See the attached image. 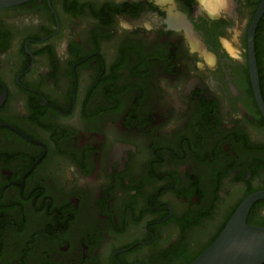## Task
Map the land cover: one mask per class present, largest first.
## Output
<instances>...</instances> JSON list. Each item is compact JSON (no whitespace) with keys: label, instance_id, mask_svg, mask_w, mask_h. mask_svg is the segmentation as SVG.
<instances>
[{"label":"flooded vegetation","instance_id":"obj_1","mask_svg":"<svg viewBox=\"0 0 264 264\" xmlns=\"http://www.w3.org/2000/svg\"><path fill=\"white\" fill-rule=\"evenodd\" d=\"M261 1L0 10V264H190L215 241L264 190L248 50ZM255 56L264 101V14ZM247 221L264 227V199Z\"/></svg>","mask_w":264,"mask_h":264},{"label":"water","instance_id":"obj_2","mask_svg":"<svg viewBox=\"0 0 264 264\" xmlns=\"http://www.w3.org/2000/svg\"><path fill=\"white\" fill-rule=\"evenodd\" d=\"M32 0H0V10L21 5ZM264 14V0L259 4L250 26L248 50L251 81L255 99L264 117L255 56V31ZM264 199V190L248 196L236 209L215 241L190 264H264V227L248 224L253 205Z\"/></svg>","mask_w":264,"mask_h":264},{"label":"rangeland","instance_id":"obj_3","mask_svg":"<svg viewBox=\"0 0 264 264\" xmlns=\"http://www.w3.org/2000/svg\"><path fill=\"white\" fill-rule=\"evenodd\" d=\"M118 44H119L118 42L113 41L112 44H111V49H114V47H116ZM84 91H86V90L82 89L81 92L83 93ZM235 112L237 113L236 110H235ZM83 119L84 118L82 117V113H81V110H80L79 113L74 117V120L78 123L79 130H80L81 134H84L86 140H88L87 137L88 136H91L90 134L92 133V130L89 129V128H87V125L86 124L80 122V121H84ZM168 123H169V121H168ZM108 125L112 127L111 130H109V131H114L115 132V129L116 128L118 129V127L120 126L119 119L118 118L114 119ZM108 137H109L110 142H113V141H115V139H119V138H121L120 140H124V141L127 140V141H130V142L131 141L134 142V139L133 138H130L128 136H124V137L122 136L121 137L119 135L109 134ZM133 142H131V143H133ZM87 178H88L87 179V185L89 186V188L92 189L95 193H97L98 191H100V186H99L100 175H98L95 178H92V177H87Z\"/></svg>","mask_w":264,"mask_h":264},{"label":"clouds","instance_id":"obj_4","mask_svg":"<svg viewBox=\"0 0 264 264\" xmlns=\"http://www.w3.org/2000/svg\"><path fill=\"white\" fill-rule=\"evenodd\" d=\"M222 2H223V7L226 9L227 8V0H222ZM201 3H203V0H201ZM213 15H218V13H213ZM125 27H126V25H125ZM221 43L223 45H225L226 47L228 46V41H226L224 38H221ZM234 58L238 59L239 57L236 56ZM198 67H202V65H198Z\"/></svg>","mask_w":264,"mask_h":264},{"label":"trees","instance_id":"obj_5","mask_svg":"<svg viewBox=\"0 0 264 264\" xmlns=\"http://www.w3.org/2000/svg\"><path fill=\"white\" fill-rule=\"evenodd\" d=\"M212 243H213V242H212ZM212 243H211V244H212ZM211 244H210V245H211ZM210 245H209V246H210ZM209 246H208V247H209ZM208 247H207V248H208ZM207 248H206V249H207ZM206 249H205V250H206ZM205 250H204V251H205ZM204 251H203V252H204ZM194 259H195V258H194ZM194 259H193V260H194ZM193 260H192V261H193ZM192 261H191V262H192Z\"/></svg>","mask_w":264,"mask_h":264}]
</instances>
